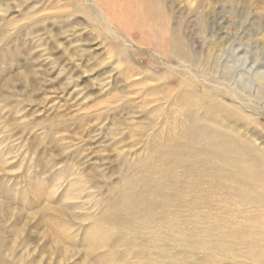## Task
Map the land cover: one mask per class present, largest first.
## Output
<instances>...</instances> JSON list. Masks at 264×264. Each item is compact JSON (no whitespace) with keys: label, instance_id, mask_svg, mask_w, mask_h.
<instances>
[{"label":"rangeland","instance_id":"374dc122","mask_svg":"<svg viewBox=\"0 0 264 264\" xmlns=\"http://www.w3.org/2000/svg\"><path fill=\"white\" fill-rule=\"evenodd\" d=\"M255 153L264 0H0V264H262Z\"/></svg>","mask_w":264,"mask_h":264},{"label":"bare ground","instance_id":"6f19581e","mask_svg":"<svg viewBox=\"0 0 264 264\" xmlns=\"http://www.w3.org/2000/svg\"><path fill=\"white\" fill-rule=\"evenodd\" d=\"M263 94V93H262ZM252 152H253V149H252ZM255 155H256V157H258L259 159H260V163H261V168H262V170L264 171V158H262L259 154H256L255 153ZM261 157V158H260ZM242 171H244V170H242ZM242 171H240V172H238L237 171V173L239 174V173H241ZM247 178H251V177H247ZM256 180H255V182L258 180L259 181V179L258 178H255ZM253 180V179H252ZM251 181V180H250ZM257 181V182H258ZM254 182V181H253ZM261 187V186H260ZM262 198V201L264 202V197H261ZM260 198V199H261ZM49 208V207H48ZM56 209V208H55ZM43 215V214H42ZM41 221H43V220H41ZM44 223V222H43ZM49 225L51 226V224H50V222H49ZM48 225V226H49ZM261 227H259L258 226V224L257 223H252L251 225H250V227H256L258 230L260 229V233L262 232H264V223H261ZM53 226V225H52ZM244 226V225H243ZM242 225L240 226V227H242V228H244ZM43 228V227H42ZM51 228V227H50ZM53 228V227H52ZM52 230V229H51ZM244 232L246 231L245 229L243 230ZM236 232V231H235ZM232 233H234L233 231H232ZM232 233L231 234H229V233H225L223 236H228V239H229V237L232 235ZM51 233H49V235H50ZM224 237V238H225ZM240 239V238H239ZM226 240V239H225ZM237 240V239H236ZM234 241V240H233ZM259 240L258 239H256V241L255 242H258ZM241 242H243V241H240V243ZM252 242V241H251ZM230 243V242H229ZM234 243V242H233ZM248 243H249V241H248ZM238 244V243H237ZM264 244V243H263ZM244 245V244H243ZM257 245V244H256ZM262 245V244H261ZM239 246H241V245H239ZM246 248V247H245ZM249 249V248H248ZM240 250V249H239ZM260 254V253H259ZM262 255H261V257H259V258H255L256 260H258L259 262H261L262 264H264V249H263V252L261 253Z\"/></svg>","mask_w":264,"mask_h":264}]
</instances>
